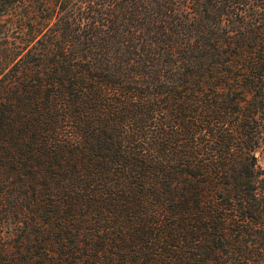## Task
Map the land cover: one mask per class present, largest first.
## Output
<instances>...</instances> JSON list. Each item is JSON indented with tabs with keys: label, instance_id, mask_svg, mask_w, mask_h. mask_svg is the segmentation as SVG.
<instances>
[{
	"label": "trees",
	"instance_id": "1",
	"mask_svg": "<svg viewBox=\"0 0 264 264\" xmlns=\"http://www.w3.org/2000/svg\"><path fill=\"white\" fill-rule=\"evenodd\" d=\"M0 264H264V0H0Z\"/></svg>",
	"mask_w": 264,
	"mask_h": 264
}]
</instances>
